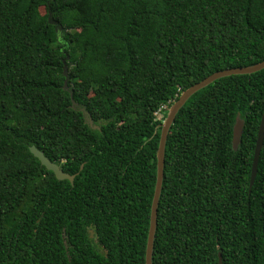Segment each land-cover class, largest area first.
Instances as JSON below:
<instances>
[{
  "label": "trees",
  "instance_id": "trees-1",
  "mask_svg": "<svg viewBox=\"0 0 264 264\" xmlns=\"http://www.w3.org/2000/svg\"><path fill=\"white\" fill-rule=\"evenodd\" d=\"M63 59L99 130L71 109ZM263 60L264 0H0V264H145L167 110L156 114L208 75ZM263 109L264 68L179 109L152 264H264V141L249 189Z\"/></svg>",
  "mask_w": 264,
  "mask_h": 264
},
{
  "label": "water",
  "instance_id": "water-1",
  "mask_svg": "<svg viewBox=\"0 0 264 264\" xmlns=\"http://www.w3.org/2000/svg\"><path fill=\"white\" fill-rule=\"evenodd\" d=\"M50 17L51 15L49 14V22L56 23L57 27L61 29V26L56 21L55 22L52 21ZM63 63H64L63 75L65 76L64 83H63V89L66 91H69L70 93L71 109L82 113L83 120L85 124L88 125V127H90L93 130H96V129L99 130L100 129L99 123H101V120H99L98 122H95L90 112L86 109V107L73 99L72 92L68 86V79H69L68 66L67 64H65V59H63ZM263 68H264V60L257 62L255 64H252V65H248V66L233 67V68H227V69L216 71L208 75L201 81L191 85L190 87L182 91L180 95L168 107L167 114L161 124L158 148L156 152V183H155L154 194H153V198L151 202V209H150L151 210L150 211V223H149V230H148L146 251H145V264H152V249H153V240H154V234H155V229H156L157 207H158L162 180H163L165 145H166V139H167L170 127L174 122L177 112L194 93L206 87L213 81L219 78L227 77L231 75L255 73ZM242 133H243V122L241 119H237L235 122L234 128H233V135H232V144L235 149L238 147L241 141ZM263 141H264V109L261 115L258 130H257V137H256V142H255V147H254L252 165H251L249 189H251L254 183V180H255V176L257 173L258 160H259L261 148L263 146ZM28 149L30 153L39 160L41 165H43L47 170L53 172L57 180H68L70 183H73L75 175L69 174L63 171L59 164L51 161L44 154V152L41 151L39 148H37L35 145H29ZM90 236L91 237L93 236L92 231H90ZM218 262L219 264H222L220 254L218 255Z\"/></svg>",
  "mask_w": 264,
  "mask_h": 264
},
{
  "label": "rangeland",
  "instance_id": "rangeland-1",
  "mask_svg": "<svg viewBox=\"0 0 264 264\" xmlns=\"http://www.w3.org/2000/svg\"><path fill=\"white\" fill-rule=\"evenodd\" d=\"M42 12H43V13L45 12L44 9H42ZM166 110H168V107H167V106H163V107L161 108V111H159V112L156 114L157 119L162 120V118H163V116H164V111H166Z\"/></svg>",
  "mask_w": 264,
  "mask_h": 264
}]
</instances>
